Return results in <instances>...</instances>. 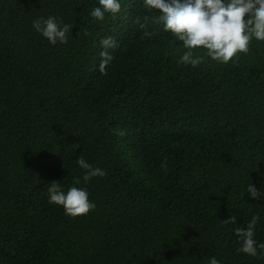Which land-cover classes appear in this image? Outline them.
Returning <instances> with one entry per match:
<instances>
[{"label":"trees","instance_id":"16d2710c","mask_svg":"<svg viewBox=\"0 0 264 264\" xmlns=\"http://www.w3.org/2000/svg\"><path fill=\"white\" fill-rule=\"evenodd\" d=\"M120 3L93 22L98 0H0V264H264L234 233L259 215L264 243V197L246 192L264 193V41L185 66L170 31L141 39L139 0ZM49 15L73 25L66 45L33 29ZM80 156L107 176L73 185ZM52 181L85 187L95 210L65 215Z\"/></svg>","mask_w":264,"mask_h":264},{"label":"clouds","instance_id":"9594fccd","mask_svg":"<svg viewBox=\"0 0 264 264\" xmlns=\"http://www.w3.org/2000/svg\"><path fill=\"white\" fill-rule=\"evenodd\" d=\"M98 5L88 12L93 22L103 21L106 15L116 17L122 11L120 0H98ZM139 7L144 14L136 16L133 23L143 32L141 39L155 35L150 29L156 26L164 32L170 31L173 41H179L183 48L179 63L185 66L199 67L204 57L224 64L232 60L235 64L233 57L238 52L248 53L251 39L264 41V0H139ZM32 27L54 46L66 45L73 29L72 24L53 15L34 19ZM84 34L89 33L85 30ZM99 44L103 50L98 70L105 73L113 59L109 50L116 49L118 44L112 37L102 38ZM197 49L205 50L203 55H197L194 51ZM118 134L126 135L124 131ZM77 165L83 174L74 177L73 185H80L82 181L86 185L93 178L107 176L105 170L90 164L83 156L79 157ZM160 170L167 174L166 160ZM246 192L253 200L264 197L252 183L247 185ZM47 196L49 204L63 206L65 215L71 217L83 216L96 208L85 187L73 186L65 191L57 181H52ZM259 219V215H253L246 228L237 227L234 233L240 244L237 252L264 259V243H257L254 238ZM236 222L235 215L223 220L224 224ZM209 264H220V261L213 256Z\"/></svg>","mask_w":264,"mask_h":264}]
</instances>
